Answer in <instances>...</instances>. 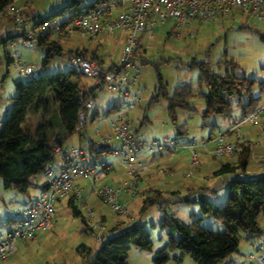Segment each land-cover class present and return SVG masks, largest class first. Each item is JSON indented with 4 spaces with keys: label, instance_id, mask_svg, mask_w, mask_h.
<instances>
[{
    "label": "rangeland",
    "instance_id": "374dc122",
    "mask_svg": "<svg viewBox=\"0 0 264 264\" xmlns=\"http://www.w3.org/2000/svg\"><path fill=\"white\" fill-rule=\"evenodd\" d=\"M26 1L28 0H13L12 2L22 4L28 13L35 15L32 22L37 21L39 15L47 16L57 11L60 6L70 2V0H29L27 4L25 3ZM89 1L91 0H86V2ZM64 18L65 15L57 17L59 21ZM211 21L212 20H210V22L202 23L203 25L195 38H193V35L186 36L185 44L189 43L191 45L199 46V43L201 44V40L198 38L199 35H203V39H206V43L204 42V45L208 43L212 44L207 57H204L203 53H199L196 57L199 59L207 58L211 62V67L218 70L215 67V62L220 58V53L226 52L227 56L233 57L236 61L238 66V69L236 70L237 74H242L249 78L253 77L259 81L264 80V41H260L258 35L255 33V30H264V21H259L251 16H240L238 14L229 13L227 16H223V18L219 16L214 18V21L218 22L219 24H217L222 27L219 31L215 29L216 25L212 24L213 22ZM29 25L30 24L28 23L27 27H29ZM122 31L123 30L116 29L111 34H98L97 36L91 38L87 34L80 35L79 33L73 32V34L62 38L63 40L61 42V46L64 49H71L74 51L76 48L86 46L92 48L100 42L98 50L100 53L104 54L102 65L107 67L112 61H116L119 56V48L124 39L121 36ZM165 31L166 30L161 26L159 27V25L152 30L154 37L151 42L155 45L145 47L147 51L146 58L148 60L151 59L159 62L156 63H158L157 66L159 72H161L163 79L166 81L168 93H172L176 85L180 83H190L193 86L194 93L191 98V102L195 108L202 110V107L204 106V98L199 95L201 86L197 83L198 72L195 69H187L185 64L191 56L196 54V51L192 54H186L184 44L180 40L178 41L173 38H168ZM208 36L211 37V40H209ZM195 41H197V44H195ZM173 47L178 50L177 53H172L171 50ZM18 48L20 52L25 55L26 61L31 64H37L43 56V53H41L37 44L27 46V48H29L27 52L24 50L22 51V47ZM3 50V47L0 46V112L2 109H6L5 114L0 115L1 124H3L7 118L6 116L8 111L12 107L11 100L17 93L15 82L21 81L25 84V82L29 80L28 78L22 76L13 65H7L6 59L3 55ZM156 50L158 52H156ZM67 60L68 59L64 54L61 56H55L49 62L47 67L42 68L39 66L38 71L42 74L66 71L69 69ZM136 66L138 67V74L134 79L135 85L129 87L134 90L140 86L141 91L143 92V98L140 96L141 99L135 102L134 108H131V110L125 109L121 106V104H118V107L114 110L113 114L105 115L102 113L104 107H97L101 97L107 99V96L112 95L113 99L118 102H120V99L118 91L109 93V90L102 88L97 93V97L94 101L96 105H93V108L99 112V118L91 120L92 113L89 108L85 127L81 129V137L79 138L75 134L66 138V141L62 143L63 148H70L71 145L78 146L77 144L79 141H81L82 143L80 144L83 145V143L87 142L91 138L100 139L94 134L98 120L110 127L109 124L111 122H114L117 117L125 114L130 118L133 128L137 130L136 135L140 140L149 141L151 138L161 140L163 137H169L174 139V141L178 144L188 143L193 136L197 139H201L202 136L206 134L205 137H207V134L210 133L211 129L213 132L212 134H216V131L226 129L229 125L234 123V119L240 120V110L233 106L230 116H228V118H221V121H224V124L219 122L216 124L215 128L212 126H207L208 128H206L204 126L202 129L200 125L203 120H201L199 114L179 112L177 121H185L187 122V126L185 132L177 134L176 128L172 127L168 122L165 101L161 100L158 103H155L151 108V110L155 111V113L161 116V118L158 120L152 119L150 125L147 124L139 127L143 108L152 93V91L149 92L148 90L156 84V72L154 71V67L151 63L141 65L137 60ZM80 76V81L86 83L87 85H93L95 82V80L89 76ZM232 101H234V98ZM259 104H261L260 108L264 107V95L261 96ZM27 116L25 126H28L30 129H35V125H37L40 121V116L32 113H29ZM215 117H212L210 121L214 122ZM257 118L258 119H256L253 123L243 122L239 126L240 131L246 134L248 142L251 143L250 157L247 161L246 168L249 172L253 173L255 171L264 170V167H260L257 163V159L259 157H264V113H261V115ZM228 122L230 123L228 124ZM225 123L228 125L225 126ZM110 145L115 146L116 142L112 140ZM206 147L208 150L211 149V145H207ZM154 148L155 152H157L158 149L156 147ZM191 151L192 150H188L187 148H180L178 151V159L183 156L182 153H186L188 162H191V157L193 155ZM195 151L196 157L199 158V161H203L201 162V166L199 168L196 169L194 167L193 170H190L191 173L186 175L189 170L187 165L184 166L185 160L181 159L182 164L178 163L177 169L173 170V172L176 173V178H181L183 183H186L180 190L172 193L169 191L170 189L165 190L160 186L163 191L161 197L163 199L155 205L148 206L144 212H141L140 208L142 206V198L145 195L136 197L133 196L132 198L131 195L127 198L128 200L131 199L129 203L132 215L130 216L132 217L131 219L127 216H120V214L114 212L110 204L102 201L96 193L93 197H89L90 195L85 196L82 189L84 187L80 184L83 183V180L85 179L81 178L80 183H77V185L83 194V202L88 208H91L94 219L101 218V214L105 216V221L102 223L103 227H97L93 230V232H91L90 229L84 226L81 220L82 216L86 217L87 215L84 207L81 206L80 203L76 202L75 205L79 214H74L72 207L67 204L69 194L65 195L55 202L54 219L50 230L42 233L38 232L37 237L33 240L25 243H16L17 250L12 254V256L8 257L6 264H88L91 255L101 247L103 242H106L109 237L114 234L115 230L112 227L117 226V229L120 230L121 228L130 225L132 221L135 220L137 223L144 225L153 246L161 247L166 241V235L164 231L160 229L158 222L160 220V215L164 210L169 213H173L176 218L185 222H191L192 220H195V218L200 217L198 221L202 227L207 230L209 229L214 232L221 233L224 229L221 221L208 215H201L200 208H198V203L195 200L200 192L196 190L194 193L188 194L187 191L190 186H192L190 189L194 190L195 188L200 187V185H202V187L212 185L211 181H215L217 176L212 177V180H207L206 175L210 171H213L211 169L217 166V164L221 161L230 162L233 161L236 156L230 155V157H215L210 152V154L203 151L201 152L199 147H195ZM110 157L111 156L107 155L103 158L110 160ZM222 175L223 177L225 176L229 179L243 177L241 169L239 168H235V170L223 173ZM159 178H161V175H158L157 178L155 177L153 181L149 182V180L145 177L143 182L156 185V181ZM41 181L42 176L40 177V175H37L35 177V183L31 185L28 190L29 194L23 195L22 193L15 191L12 187H4L3 182L0 179V230L5 231L7 228V225L3 224L7 216H10L11 213L17 209H22L23 207L29 205L37 197L40 192L39 186ZM87 182L89 181L87 180ZM215 190V196L210 194L208 188L206 189V192L201 191V193L205 196L207 195L214 204L219 205L223 203L227 196V184L224 182L219 183ZM185 197L188 198L189 201H184L183 199ZM210 222H213V224ZM258 223L262 230H264V214H259ZM94 233L99 234L102 240L96 238ZM83 245L89 249L90 252L86 251L83 252V254H80L78 250L80 249L79 247ZM148 251L149 250H140L143 254H146ZM238 252L239 251H234V253L227 256V258L223 260L222 264L230 263L229 259L237 256ZM253 252L256 253V251ZM185 258L190 262H194L188 256H185ZM139 260L141 261L143 259L129 258L127 263L143 264V262H138ZM145 261L148 264H153V262L149 259L145 258ZM249 262H245V264H248ZM236 264H244V262H238Z\"/></svg>",
    "mask_w": 264,
    "mask_h": 264
},
{
    "label": "trees",
    "instance_id": "16d2710c",
    "mask_svg": "<svg viewBox=\"0 0 264 264\" xmlns=\"http://www.w3.org/2000/svg\"><path fill=\"white\" fill-rule=\"evenodd\" d=\"M13 0H0V15L11 5ZM102 0H70L69 3L59 7L57 11L47 16H38V20L33 21L34 16H29L22 10L25 22H30L32 27L47 18H56L65 15L60 25L69 23L73 18L84 14L85 11L97 6ZM10 17V16H9ZM11 19V17H10ZM260 41H264V30H255ZM20 37V34L17 33ZM6 35L0 38V46L3 47V55L7 63H11L10 54L6 47ZM44 55L40 60L42 68L48 66L54 56L61 55V42L48 35L37 36L36 43ZM137 51V48H136ZM68 59L74 55L89 58L102 64L101 60L93 55H88L83 50L75 49L67 51ZM209 49L204 57H207ZM135 56L137 53L135 52ZM141 58V57H139ZM142 64H152L156 72V87L151 95L147 107L158 100L166 101L168 120L172 127L176 128V133L186 131L187 123H180L178 113L185 111L195 113L197 109L190 103L192 97V87L188 85H177L172 93H168L166 81L159 72L155 61L140 59ZM115 63L108 66L111 68ZM215 70L211 67V62L207 58L198 59L196 56L190 57L186 63V68L195 69L198 72L197 83L205 86V91L201 95L204 98V107L200 112L201 127L212 126L210 118H228L233 106L240 110V115L258 108L257 102L264 95V80L237 74V63L233 57L227 56L223 52L215 62ZM82 75L77 69H68L55 73H39L35 79H29L25 84L21 81L15 82L16 95L12 98V107L8 111L7 118L0 127V179L4 187H12L15 191L28 195L29 188L35 182L37 175L43 176V172L49 163L55 162L53 146H62L66 138L78 131L79 112L88 114L85 108L87 100L95 101L97 93L102 87L95 83L86 84L80 81ZM257 87V88H256ZM259 92L255 95L254 91ZM234 98V101L232 99ZM118 102L108 110L106 114H113L117 109ZM32 113L40 116V121L35 125V129L25 126L27 115ZM85 122H83L84 124ZM82 124V125H83ZM144 123L139 125L142 126ZM137 130L134 129V134ZM211 133L209 136L213 135ZM237 164L223 163L214 172V175L227 173L239 168L243 171L249 159L251 143L248 141L236 143ZM90 154L109 151L106 143L91 140L86 146L82 145ZM98 148L97 150L95 149ZM96 160V159H93ZM227 184V196L223 203L216 205L201 191L198 190L196 202L202 216H211L221 221L223 231L221 233L207 230L198 221L200 217L191 222L180 221L173 213L166 210L159 220V227L166 235L165 243L158 250L153 251L151 261L153 264H166L173 261L180 264L184 256H188L196 264H221L222 261L238 248L241 233L249 236L259 235L258 225L259 214H264V174L256 177L231 178L225 181ZM46 186V179L39 186V190ZM216 187L208 189L211 195L215 196ZM193 193V192H192ZM162 196L157 191L151 196L144 198L141 212L151 205L161 201ZM184 201H189L184 198ZM68 206H71L73 213L78 215L79 211L72 200V195L68 196ZM9 216L3 224L10 221ZM84 226H87L85 217L82 216ZM89 229V228H88ZM135 246L142 250L152 251L151 239L144 225L133 221L130 225L115 230L114 234L103 242L101 247L91 255L88 264H127L126 257L129 248ZM78 252H90L84 245L79 247Z\"/></svg>",
    "mask_w": 264,
    "mask_h": 264
},
{
    "label": "built area",
    "instance_id": "2783aa9c",
    "mask_svg": "<svg viewBox=\"0 0 264 264\" xmlns=\"http://www.w3.org/2000/svg\"><path fill=\"white\" fill-rule=\"evenodd\" d=\"M7 11L12 26L20 34L22 47L35 44L37 36L48 34L61 42L65 35L73 32L94 37L98 34H111L116 29L126 31L120 57L111 68L78 55L69 58L67 64L70 69H77L83 76L93 78L96 85L111 92L118 91L121 106L131 109L141 92L140 86L134 92H131L129 87L135 85L134 79L138 74L135 52L141 34L146 33L148 37H154L152 30L168 20L174 21L180 29L192 20L210 22L215 17L227 16L229 13L251 16L264 21V0H102L97 6L73 18L65 25H60L61 21L56 18H47L35 27H32L30 22H25L20 8L9 7ZM28 23L29 27H27ZM4 35L6 29L0 26V38ZM10 52V64L22 76L35 79L39 75L38 66L27 62L25 55L18 49ZM93 104V100L89 99L84 106L89 110ZM261 113H264V107L240 115V120H235L226 129L216 131V134L201 139L193 136L188 143L179 144L169 137H163L161 140H140L133 133L134 128L128 115H121L109 124L110 132L100 138L106 144L112 140L116 142L112 149L113 153L119 156V162L131 179L122 185L105 183L95 187L94 192L102 201L108 202L114 212L126 215L128 214L127 198L137 192L134 183L138 181L141 171V161L136 157L138 153L147 151L152 155L154 147L158 150L167 148L171 152H177L180 148L192 150V161L186 173L189 175L198 160L195 147L211 145L209 152L215 157L234 154L237 149L236 143L248 141L239 126L243 122L253 123ZM78 114L81 125L86 121L87 114L83 112ZM52 150L55 158L60 159L57 172H53L54 165L49 163L43 172L46 186L39 190L37 197L29 205L12 212L7 228L5 231L0 230V262L12 256L17 250L16 243L33 240L38 232L50 230L54 219L55 202L65 195H72L73 202L75 204L78 202L84 207L87 214L85 221L91 232L97 227H103L102 221L94 219L91 208L83 202V194L77 185V180L80 178L92 180V174L96 171H105L109 164L101 160L85 162L91 154L81 144L70 148L56 145ZM257 163L260 167H264V157H259ZM95 235L102 240L99 234ZM248 256L250 257L248 264H264V256L259 258H254L251 254Z\"/></svg>",
    "mask_w": 264,
    "mask_h": 264
},
{
    "label": "crops",
    "instance_id": "0c3cea01",
    "mask_svg": "<svg viewBox=\"0 0 264 264\" xmlns=\"http://www.w3.org/2000/svg\"><path fill=\"white\" fill-rule=\"evenodd\" d=\"M28 1H26L25 3L28 4ZM9 7H18V8L21 9V11L22 10L25 11L27 15L34 16V15H31L30 13H28V11L24 8V6L22 4H17V3L11 2V5H9ZM9 7L7 9H9ZM7 9L5 10V13L4 14L0 15V26L3 27L4 29H6V36H8L7 37V40H8L7 42H9L8 45H7L8 46L7 47V51L10 54L11 53L10 51H12L13 49H18L19 50L18 47H22V45H21V41H20L19 36H17L18 31L16 29H14V27L12 26L11 19L9 17V14H8ZM221 18H223V17H221ZM211 22H213L212 24H215L216 25L215 29H217L218 31L222 29V27L218 25L219 23L216 22V21H214V19ZM202 23L203 22L201 20H192V21L187 22L186 25L183 26V28L178 29V27L176 26V24H175L174 21L168 20V21H164L163 23H160L159 24V27L161 26L162 28H164L166 30L165 31V34H166V36L168 38H173V39L178 40V41L180 40L184 44V46H185L184 47V50H185V53L186 54H192V53H194L196 51V54L193 55V56H197V55H199V53L205 54L207 49H209V52H210V49L212 47V44H209L208 43V44L204 45L206 43V39H203V35H199L198 36V38H200V40H201V44L199 43V46L191 45L189 43H186L185 44V39H186V36L187 35H190V36L193 35V38H195L196 35L198 34L199 30L201 29L202 25H203ZM125 35H126V32L123 30L122 33H121V36L124 39H123V42H122V44H121V46L119 48L120 49L119 56H118L117 60L116 61H112L110 63V65H112V63H117V61H118V59L120 57V54L122 52V47L124 45V41H125V38H126ZM65 36H68V35H65ZM208 38H209V40H211V37L208 36ZM152 39H153V37L152 38L148 37L146 35V33L141 34L140 41H139V43L136 46V48H137V51H136L137 56H135L136 57V61L138 60L141 65H143L141 63V60H140L141 58H143V60H147V61H154V60H151V59L148 60L146 58L147 51H146V48H145V47H149V46L155 45V44H152V42H151ZM195 44H197V41H195ZM99 46H100V42H98V44L95 45L92 48L86 46V47H81V48H76V49L83 50L88 55H93V56L97 57L98 59L101 60V62L103 64V56H104V54L100 53V51L98 50ZM203 46H205V47H203ZM23 50L27 52L29 50V48L22 47V51ZM40 51H41V53H43V50L41 48H40ZM67 51H73V50H71V49H64L62 47V52L63 53L61 55H63V54L66 55V57L68 59L69 56L66 53ZM171 51H172L173 54L178 52V50L174 49V47L172 48ZM156 52H158V51L156 50ZM222 53H220V56H221ZM43 55H44V53H43ZM61 55H59V56H61ZM208 55H209V53H208ZM139 57H141V58H139ZM40 60H39V62H37V64H33V65L38 66V67L41 66L40 65ZM166 60H169V59H166ZM189 60H187V61H189ZM155 62H158V61H155ZM6 63H7V60H6ZM9 64L10 63L8 62L7 65H9ZM110 65H108V66H110ZM180 84L181 85H188L190 83H188V84H186V83H180ZM180 84H178V85H180ZM200 86H201V90H200L199 95L201 97H203L201 95V93H202V91H205V86L203 84H201ZM155 87H156V85L154 84V86L151 87L148 90L149 92L152 91L151 95L155 91ZM191 87H192V96H193V94H194L193 93V86L191 85ZM130 90H131V92H134L135 91V89L134 90L133 89H130ZM113 92L109 91V93H113ZM142 93L143 92L141 91L139 93V95L137 96L138 100L141 99V98H143ZM254 93H255V95H258L259 92L256 90V91H254ZM151 95H150V97H151ZM140 96H141V98H140ZM96 97H97V95H96ZM96 97H95V99H96ZM150 97H149V99H150ZM191 98H190V103L192 104ZM259 100L257 102L258 107L261 106V104H259ZM148 101L146 102L145 107L143 108V113H142V116H141L140 122H139L140 124L141 123H144V125H147V124L150 125L152 119H157L158 120V119L161 118V116L157 115L155 113V111L151 110L152 106L155 103H158L159 101H161V99L158 100L157 102L153 103L151 106H148L147 107L146 105H147ZM162 101H165V100H162ZM117 103H118V101L117 100H114L112 95H109V96H107V99L106 98L104 99V98L101 97L100 102L98 103L99 105L97 107H100V106L101 107H104L102 113L105 114V115H109V114H106L105 111L108 110L109 108H111L112 106H114ZM93 105L94 106L96 105L95 102H94ZM94 106H92L90 108L91 109V113H92L91 120H95V119H98L99 118V112L96 109L93 108ZM203 107H202V109H203ZM165 109H166V101H165ZM5 110L2 109V111L0 112V115L1 114L2 115L5 114ZM129 110H131V109H129ZM201 111L202 110H198L197 109V111L195 113H190V114H199V116H200V112ZM180 112H185V111H180ZM166 113H167V109H166ZM178 115H179V113H178ZM167 118H168V115H167ZM200 118H201V116H200ZM214 120H215L214 122L210 121V123H216V124H218L219 122H221V123L224 124V121H221L222 120L221 117H215ZM234 121H235V119H234ZM168 122H169V120H168ZM85 123H86V121H85ZM85 123L83 125L82 124L79 125L80 128L73 135L76 134L80 138L81 137V129L85 127ZM180 123H183V122H180ZM229 123L230 122H228V124ZM96 124H97V126H96V129L94 131V134L96 136H98L99 138L100 137H103V135H107L110 132V127L108 125H105V124L101 123L99 120H98V122ZM228 124H226L225 126H227ZM1 125L2 124L0 122V127H1ZM170 125H171V123H170ZM201 125H202V123H201ZM207 126H205V127L208 128ZM32 129H34V128H31V130ZM210 133H211V131H210ZM210 133H208L207 136H209ZM135 136L137 138H139L136 134H135ZM205 136H206V134L203 135L202 138L205 137ZM153 139L154 138H151V139H149V141H151ZM91 140H97V141L101 142V138L100 139H92L91 138L87 142L83 143V145L86 146L88 144V142L91 141ZM80 143H82V142L79 141L78 144H80ZM74 146H76V145H71L70 147H74ZM106 146H107V148H108L109 151H107V152L104 151V153H103V152H100V150H98V152H99L98 154H91V157L89 159L85 160V162H88V161H91L93 159H96V160L106 161L109 164V167L107 169H105V171H96L94 174H92V180H88L90 183L87 182V180H83V183H80V179L81 178L77 180L78 181L77 183H80L84 187L82 189H83V192H84L85 196L86 195L87 196L90 195L89 197H93L94 194H95V192H94L95 187H98V186L103 185L105 183L106 184H117V185L120 184V185H122L124 182L130 181V179H131L130 176L125 173V170H124L121 162H119V156L117 154H114L113 153V150H112L113 149V146L110 145V143L106 144ZM95 149L97 150L98 148L95 147ZM199 149H200L201 152L203 151V152L209 153V150L207 149V147H199ZM182 154H183V156L180 159H178L179 152L178 151L177 152H171L167 148L166 149L160 148L157 152H155V150H154V153L152 155H149V153L147 151H141V153H138L136 157H137L138 161H141V167H140V170L141 171L139 172V179H138V181L134 183V185L137 186V192H136V194L132 195L131 198L133 196L136 197V196H144L145 195L142 198L143 199L142 202H143L145 197L151 196L156 191L158 193H160V195L162 196V194H163L162 189H165V190L170 189L169 191H171L172 193H175L177 190H180L181 187H184L186 183H183V180L181 178L180 179H177L176 178V173L173 172V170L177 169L178 163H181L182 162L181 159L185 160L184 166L187 165V168H188V165H189L190 162H188L187 154L186 153H182ZM107 155L111 156L110 157V160L103 158L104 156H107ZM230 155L236 156L235 159H233V161H230V162L229 161H221L219 164H217V166H215V167H213L211 169L213 171H210L206 175L207 180H212V177H215V176H217V178H216L215 181H213V180L211 181L212 185H209L208 187L205 186V188H208V189H210L209 187L214 188L219 183H223V182L225 183V181L230 180L229 178H226L225 176L223 177L222 174L214 175V172L220 167L221 164H223V163L237 164L238 163L239 156H237V153L230 154ZM230 155L227 156V157H230ZM197 159L198 160H197V163H196V166H195L196 169L199 168L201 166V162H203V161L200 162L199 161V158H197ZM59 163H60V159L58 157H56L55 158V162L53 163V165H54L53 166V172H57ZM162 165H164V166H162ZM244 168L245 169H243V171L241 170V174H243V177H252L253 178V177H256L257 174H259V175L264 174V170L255 171L253 173V172H249L247 170L246 165H245ZM158 175H161V178H159L156 181L157 182L156 185H152V184H150L148 182L147 183L146 182H143L145 177H146L147 180H149V182H151V181H153L155 179V177L157 178ZM43 176H42V181H41L40 185L42 184L43 181H45V178ZM160 186H161L162 189L160 188ZM187 186H190V185H187ZM191 187L192 186H190V188ZM201 187H202V185H200V187H198V188H195L194 190L189 188V190L187 192H188V194H191L192 192L194 193V191H196L197 189H199ZM130 200H128V203H127V206H128V214H126V215H120V216H127L129 219L132 218V217H130V216H132L131 215V212H130V206H129ZM91 201H92V199H91ZM93 201H94V199H93ZM162 215H163V213L160 215V218L162 217ZM100 216H101V218H99V219L103 223L105 221V216L103 214H101ZM210 223L213 224V222H210ZM258 225H259V223H258ZM112 228L114 230H118L117 229V226L116 227H112ZM259 228H260V231H261L259 233V235L249 236V235L244 234V233H241L240 234V237H239V240L240 241L238 242L239 245H238V248L236 250V251H239V252H238L237 256H234V257H232V258L229 259V262L230 263H228V264H236L238 262H241V263L244 262V264H245V262L247 263L250 260V257L248 256V254H251L252 256H254V258H259L260 256L264 255V247H262V246H264V230H262V228L260 226H259ZM151 248H152V251H148L146 254H143V252H140V250H142V249H139V248H137L135 246L130 247L129 248L130 250L128 251V254H127V257H126V262H127V260H129V258H133V259L134 258H142L143 260H141V261L139 260L138 262H143V264H148L145 261V258L146 259H149L151 261L150 258L152 256L153 251L158 250L159 249V246L154 247L153 244H152ZM253 251H256V253H254ZM7 261L8 260L5 259V260L1 261L0 264H6ZM144 261H145V263H144ZM168 263L175 264L173 261L167 262L166 264H168ZM134 264H140V263H134ZM180 264H195V263L194 262H190L184 256L183 261Z\"/></svg>",
    "mask_w": 264,
    "mask_h": 264
}]
</instances>
